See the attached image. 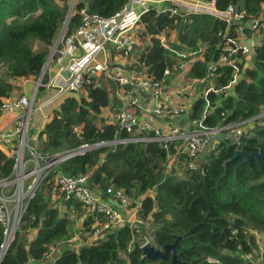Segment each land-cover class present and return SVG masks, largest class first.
<instances>
[{"label":"trees","instance_id":"obj_1","mask_svg":"<svg viewBox=\"0 0 264 264\" xmlns=\"http://www.w3.org/2000/svg\"><path fill=\"white\" fill-rule=\"evenodd\" d=\"M125 2L84 0L77 1L76 7L110 16ZM214 3L219 10L234 4L251 15L262 13L264 22V0ZM68 9V0H0V100L13 93L16 79L40 74ZM141 20L142 37L150 36V42L137 55L135 69L150 75L154 82L165 81L180 71L183 61L190 59L178 53L193 51L203 58L191 63L187 76L207 77L208 62L217 60L221 52L219 33L225 29L223 21L208 13L191 14L184 21L154 10ZM79 22V14H72L66 33H71ZM170 30H175L174 41L168 37ZM162 32L168 48L160 41ZM246 34L249 36V32ZM260 41L248 65H242V76L231 91L226 89L232 68L222 65L212 78H206L211 80L213 89L193 101L188 118L200 120L207 127L251 120L239 145L215 142L196 169L187 168L190 158L180 155L166 173L167 150L157 141L94 147L128 136L112 122L98 124L102 109L113 103V86L90 84L87 95L65 97L39 132L37 149L50 155L75 152L83 145L88 148L61 161L43 180L42 187L28 200L0 264H24L30 260L40 264H170V258L151 260L143 256L141 243L150 237L151 244L160 249L174 242L177 235L183 237L175 247L180 261L176 264H264V159L247 163L238 156L226 162L236 148L264 151V115H260L264 111V25ZM47 80L44 75L42 81ZM118 103L119 100L115 102ZM174 144L170 143V152L174 151ZM13 162L0 150V180L11 175ZM55 172L85 176L86 184L101 194L109 187L122 189L132 198V205L141 202L138 216L149 226H116L119 228H110L91 243L70 248L65 242L75 235L76 217L82 220L83 208L75 199L59 204L51 200L52 186L45 182ZM150 190L152 195L147 194ZM52 191L57 193L54 187ZM92 221L90 216L84 218L85 231L91 229ZM34 229L35 236L28 238V231ZM3 240L0 226V246ZM61 243L65 244L61 253L54 260L47 259L50 249Z\"/></svg>","mask_w":264,"mask_h":264},{"label":"built area","instance_id":"obj_2","mask_svg":"<svg viewBox=\"0 0 264 264\" xmlns=\"http://www.w3.org/2000/svg\"><path fill=\"white\" fill-rule=\"evenodd\" d=\"M77 1L84 2V0H68V14L69 16L79 14L80 22L71 33H66V27L59 41L51 46L40 74L35 77L37 80L34 81L32 91L26 92L22 86L21 89L19 88L20 93L15 94L18 89L16 84L13 93L0 100V111L12 114L11 120L0 127V147L5 150L3 153L6 152V156L14 160L11 175L0 180V226L3 227L4 233L0 253L7 250L14 239L16 227L20 223L28 200L50 174L49 172H52L61 161L70 157L69 155H75L88 148L87 145H83L75 152H57L50 155L40 153L36 146L39 133L30 132L34 127L33 113L56 101H63L72 93L86 92L88 85L100 83L98 79L102 74L117 86L119 103L111 106L112 123L118 130L128 134L127 137L115 139L112 143L157 141L167 150L166 173L172 170L180 155L190 158L187 168L196 169L199 165L196 161L197 157L203 156L217 142L213 137L216 131L233 135L237 140L236 145H239L246 126L251 124L249 119L207 127L200 120L189 119L186 125L175 123L165 129L152 125L140 116L146 114L178 116L185 111V107L170 106L169 97L164 94L166 80L154 82L150 75L134 68L138 65V57L135 53L142 35L141 18L149 11L154 10L157 14L165 13L169 17L182 18L184 21H187L191 14H212L225 23V29L219 33L221 52L217 60L208 62L206 78H212L222 65L230 66L232 79L227 85L229 87L242 76V65L244 64L245 67L250 62L253 52L248 49L247 41L261 37L264 25L262 13L251 15L234 4L219 10L215 7L214 0H126L114 14L103 16L88 12L86 7L77 9ZM262 9H264L263 4ZM159 37L162 45L168 48L164 32ZM195 54L196 52L193 51L178 53L179 56H190V60L192 57L195 60L203 58L201 54ZM186 61L190 62L189 59ZM179 68L180 70L184 68V62ZM53 69H57V75L55 77L49 75L48 80L43 82V76ZM65 71L68 72L67 75H64ZM206 78H190L189 81L193 84L203 82ZM17 80L19 78L14 81V85ZM134 86L149 92L155 104L153 106L144 104L143 96ZM42 89H53V92L48 97L41 98ZM130 89L137 92V95L132 94ZM185 89L184 86L182 91ZM260 115H264V111ZM170 143H175L172 152L169 151ZM53 182L57 190V202L75 199L83 208L82 221L87 216L93 219L91 229L88 231L93 238L92 241L116 226L129 224L132 227L135 223L149 226L147 221L138 216L141 202L137 201L132 205V198L120 188H107L105 194L108 199H106L86 184L85 176L74 177L55 172ZM151 192L152 190L147 194L152 195ZM110 200L117 201L118 206ZM150 239L146 237L141 247L150 242ZM30 261L24 264H29Z\"/></svg>","mask_w":264,"mask_h":264},{"label":"crops","instance_id":"obj_3","mask_svg":"<svg viewBox=\"0 0 264 264\" xmlns=\"http://www.w3.org/2000/svg\"><path fill=\"white\" fill-rule=\"evenodd\" d=\"M140 29H141V32H143L144 25H141ZM175 37H176V35H175ZM256 38H258L256 41L253 39L254 46L260 44V42H261L260 37H256ZM170 40H171V38H170ZM172 40L174 41L175 38H173ZM149 42H150V36H148V37L146 36V40L143 42H140L138 50L135 54L139 55V53L143 51V48H145L146 45L149 44ZM191 59L192 60L189 59L190 62L183 61L184 62V68L182 70H180L179 72H176V73L169 75L168 78L166 79V81H168V79L171 78L177 84L173 86V85H169L165 81V86H164L165 87L164 88V94L169 97L170 106L183 105L185 107V111L183 112L184 114L189 113V111H190L191 107L190 106L186 107V102L188 100H190V98L185 95V94H187L186 92H188L187 89L182 91L183 86L180 82L182 79L184 80L185 77L188 80L190 79V77L187 76V72L191 66V62L193 60H195V58L192 57ZM120 61H123V60H120ZM115 62L121 63L119 61H115ZM45 75H47V76L50 75V77H55L57 75V69H53L49 73H46ZM34 78L35 77H28V78L21 77V78H19L21 81L17 82L18 90H19V88L21 89L22 86H24V90H26V92H31L32 87H33V86L31 87V82H33ZM184 82L187 83V85L189 83V81H186V80H184ZM42 90L43 91L40 93L41 98H46L53 92V89H42ZM140 94L143 96L144 104H146L148 106H153L155 104V100H154V98H151V95L149 92L143 91L141 89ZM180 94H182V95H180ZM80 95H87V91L80 93ZM69 96H75V93H72ZM194 100L195 99H193V101ZM191 101H189V102H191ZM61 102H62V100L56 101V102L50 104L49 106L44 107L41 110H36L33 113V116H32V121H33V125H34L33 130L36 133H39L43 129L44 125L52 118L53 110L58 108V106L60 105ZM138 113H140V112L138 111ZM181 115H178V116L177 115L157 116V115L146 114V115H141L140 117L149 121L152 125H154L156 127H160L162 129H165L169 125H173L175 123L185 124V125L187 123H189L188 122V120H189L188 115L186 114L187 117L185 115H183V116H181ZM11 118H12L11 113L0 111V127L5 126L11 120ZM99 118H100V120H102V121L98 122L99 125L102 124L103 122H105V123L113 122V120H112L113 117H112V113H111V104L102 109L101 114L99 115ZM43 137H44V135H43ZM0 150L2 152L5 151L1 147H0ZM98 193L101 195L102 198L105 197L106 199H108L106 194H101L100 192H98ZM56 203L59 204L60 202L56 201ZM72 217H74V213H73ZM78 222L80 225L82 224L81 218H79ZM32 232H33V234L30 236V239L35 236V234L37 233V230L34 229V230H32ZM80 232L85 233V235L83 237H80V236H77V234H75L71 239L68 240V241H71L72 243H74L73 245H70L71 246L70 248L78 249L81 244L92 242L93 238L89 235L88 231H85L84 229H82ZM52 248H54L56 250L53 253V257L50 258V260H54L61 253V251L63 249V245H57V246L52 247ZM48 254L46 255V258L48 256ZM29 264H40V263L38 261L32 260L29 262Z\"/></svg>","mask_w":264,"mask_h":264},{"label":"rangeland","instance_id":"obj_4","mask_svg":"<svg viewBox=\"0 0 264 264\" xmlns=\"http://www.w3.org/2000/svg\"><path fill=\"white\" fill-rule=\"evenodd\" d=\"M63 25H64V23L62 24V26L60 27V29L58 30V32H57V34H56V37H55V39H54V42H53V44H55L56 42H58L59 41V39H60V36H61V32H62V27H63ZM67 27V26H66ZM64 31H66V28L64 29ZM63 31V32H64ZM175 30H170L169 31V33H168V37H169V39L171 38V40L173 39V38H175V40H176V37H175ZM165 36H166V34H165ZM146 40V37H142V35L140 36V42H143V41H145ZM257 39H255V41H256ZM173 41V40H172ZM52 44V45H53ZM36 48L35 49H37V45L35 46ZM51 48V47H50ZM38 77V76H37ZM107 76L105 75V74H102L101 75V78L100 79H98L101 83H102V85H104V86H109V85H111V86H113V88H114V91L113 92H111V97H112V101H113V103L111 104V106H113V105H115V102H117V100H119V98H118V96H117V94H116V88H117V86H116V84L115 83H113V82H111L110 80H108L107 78H106ZM37 80V78H34L33 79V82H31V87L33 86V85H35V82L34 81H36ZM110 81V83L111 84H109V82L108 81ZM184 80H186V81H189L186 77L184 78ZM184 80L182 79L181 80V84H182V86L184 87L185 86V88L187 89V91L188 92H186L187 94H185L187 97H189L190 98V100H188L187 102H186V107H191V105H192V101H193V99H196V97H198V96H200V95H202V94H205L209 89H212L213 88V85H212V83H211V80H205V81H203V82H196V83H193V84H190L191 82L189 81V83H188V85H187V83H185L184 82ZM21 80L19 79V80H17L16 82H15V86H16V84H17V82H20ZM169 85H176L177 83H175V81L174 80H172L171 78L170 79H168V81H166ZM23 85V84H22ZM232 85L233 84H231L229 87H227V91L229 92V91H231V89H232ZM130 91L132 92V94H135V95H137V92H135V91H133V90H131L130 89ZM20 93V91L17 89V92L15 93V94H19ZM180 95H182V94H180ZM75 96L76 97H79L80 96V93L78 92L77 94H75ZM192 100V101H191ZM189 101H191V102H189ZM189 102V103H188ZM187 115H188V113H186ZM186 114H182L181 116H183V115H185L186 117H187V115ZM112 119V118H111ZM113 120V119H112ZM177 124H179V123H177ZM247 129V126H246V128H245V130ZM30 132H34V130H30ZM36 146H37V144H36ZM201 158H202V155H200V156H198L197 157V160L196 161H198V162H200V160H201ZM41 164H44V162H41ZM50 173V172H49ZM48 173V174H49ZM48 174H46V176L48 175ZM45 176V177H46ZM44 177V178H45ZM46 179V178H45ZM43 182V181H42ZM41 182V183H42ZM40 183V184H41ZM42 184H44V183H42ZM42 184L41 185H39L40 186V188L42 187ZM45 185L46 186H52L51 187V189H50V193H49V195H51V200L52 201H56V200H58L57 199V197H56V195H57V193H54L52 190H53V187H54V189H56L55 188V184H54V182H53V178H49L48 180H46V182H45ZM38 186V187H39ZM24 204H25V201L23 202ZM14 205V204H13ZM82 217V216H81ZM78 220H79V216L78 217H76V233L75 234H77V236H80V237H83L84 235H85V233H83V232H80L82 229H83V223L80 225L79 224V222H78ZM83 222V221H82ZM20 225H18V227H19ZM18 227H16L17 229H18ZM29 232V234H28V238H30V236L33 234V232H32V230H29L28 231ZM65 244L66 245H68V246H70V245H73L74 243H72L71 241H67V242H65ZM65 244L63 243H61V244H59V245H63V247L65 246ZM61 248V247H60ZM55 250L56 249H54V248H51L50 249V252H49V254H48V256H47V258L48 259H50V258H52L53 257V253L55 252ZM260 250H262V249H260ZM258 260V259H257Z\"/></svg>","mask_w":264,"mask_h":264},{"label":"water","instance_id":"obj_5","mask_svg":"<svg viewBox=\"0 0 264 264\" xmlns=\"http://www.w3.org/2000/svg\"><path fill=\"white\" fill-rule=\"evenodd\" d=\"M69 17H70L69 14H67L66 20L64 21V25L62 27V31L66 28V26L68 24ZM253 45H254L253 44V40L252 39H248L247 46H248V49L250 51H252V52L254 50ZM67 74H68V72L65 71L64 75H67ZM135 88L139 92L141 91L140 87H135ZM213 137L218 142L225 143L228 146H231V145L237 143V140L234 138L233 135L226 134V133H224L222 131L214 132ZM112 142H106V143L102 142V143L94 145V147L100 146L102 144L103 145L111 144ZM83 151H84V149L81 150L79 153H81ZM71 155H74V154H71ZM71 155H69V156H71ZM238 156H243L244 157V162H247V163L250 162L252 159H255V160L259 161L261 159H264V151L262 149H259L257 151L247 152V151H244L242 149L236 148L234 155L232 157H230L228 160H226V162L229 161V160H232V159H234V158H236ZM110 201H112V203L115 206H118V202L117 201H115V200H110ZM118 228L119 227H116V229H118ZM182 237H183V235H177L175 237L174 242L166 243L160 249L159 248H155L150 242H147L141 247L142 248V254H143V256H145L146 258H149L151 260L158 259V258L164 260V259H169L170 258V264H176V263H178L180 261L177 258L175 247L178 245V243H179V241H180V239ZM5 251L3 253H0V260L3 257Z\"/></svg>","mask_w":264,"mask_h":264}]
</instances>
